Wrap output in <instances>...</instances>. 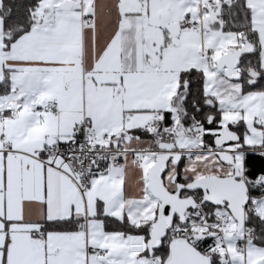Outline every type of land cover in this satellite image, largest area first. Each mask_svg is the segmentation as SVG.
Segmentation results:
<instances>
[{
	"label": "snow or ice",
	"instance_id": "6c2138e0",
	"mask_svg": "<svg viewBox=\"0 0 264 264\" xmlns=\"http://www.w3.org/2000/svg\"><path fill=\"white\" fill-rule=\"evenodd\" d=\"M0 264H264V0H0Z\"/></svg>",
	"mask_w": 264,
	"mask_h": 264
}]
</instances>
